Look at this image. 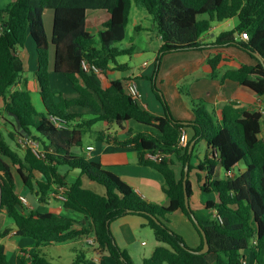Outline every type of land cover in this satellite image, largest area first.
<instances>
[{
    "label": "trees",
    "instance_id": "obj_1",
    "mask_svg": "<svg viewBox=\"0 0 264 264\" xmlns=\"http://www.w3.org/2000/svg\"><path fill=\"white\" fill-rule=\"evenodd\" d=\"M135 4L152 16L154 30L162 40L155 61L156 73L164 56L178 52L216 49L208 65L212 78L220 77L223 62L221 50L237 48L256 61V65H242L228 70L220 78L239 84L259 97H264V0H134ZM132 10V0H11L0 7V98L6 111L17 124L14 131L35 140L45 153L38 158L31 150L20 153L12 148L0 134V211H5L16 229V235L33 241L29 259L20 257L21 264H55L43 248L72 241L88 240L100 255H109L115 264H134L129 253L116 243L111 224L125 216L137 215L146 220L160 244L143 264H242L245 252H253L258 264L264 260V135L263 113L241 109L234 103L226 105L217 118L210 113L208 104L196 99L195 119L191 122L176 120L165 97L152 78V89L163 107L164 115L157 116L132 99L120 79L101 86L97 74L86 71L83 62L96 66L100 73L124 71L127 65L118 58L131 54V49H119L117 44L126 38V29ZM53 11L52 39L49 42L44 15ZM90 11H106L110 19L97 35L87 31ZM236 19L234 30L216 36L211 44L202 39L210 37L216 23ZM248 34L242 40L241 34ZM32 38L37 53L40 96L45 112H37L30 93L16 88L21 84L24 63L20 49ZM50 45L55 49L53 72L69 81L76 98L66 99L50 89ZM187 98L194 103L189 93ZM80 109L97 115L85 121ZM51 117L62 119L67 128H57ZM81 123L77 122V119ZM135 121L155 131L134 133L126 131L121 140L110 134L109 128L124 130V123ZM96 122H104L108 132L99 139L120 148L134 147L139 164L157 171L164 179L168 206L148 202L117 174L73 150L83 146L81 130ZM191 130L186 147L179 142ZM13 137V136H12ZM195 145L190 152V146ZM206 142L203 159L195 155L199 142ZM161 157L160 161L150 156ZM198 158V164H192ZM189 163L187 193L193 197L191 174L197 177V187L204 195H214L206 201L204 211L190 210L185 204L184 177ZM244 164L238 173L236 167ZM69 170L61 173L60 168ZM175 166H179V172ZM225 171L224 178L217 169ZM78 170L80 176L69 182V172ZM105 187L106 195L86 189L81 177ZM18 185L33 192L39 203L45 204L52 194L65 188V211H73L89 220L81 225L64 214L42 213L24 206L17 192ZM182 212L201 238L197 249L191 248L184 237L170 226V217ZM192 215L206 233L210 251L197 254L204 246V238ZM13 232L7 228L4 238ZM26 253V252H24ZM213 256L215 261L208 260ZM0 264H12L6 248L0 245ZM72 264H89L83 254Z\"/></svg>",
    "mask_w": 264,
    "mask_h": 264
},
{
    "label": "rangeland",
    "instance_id": "obj_2",
    "mask_svg": "<svg viewBox=\"0 0 264 264\" xmlns=\"http://www.w3.org/2000/svg\"><path fill=\"white\" fill-rule=\"evenodd\" d=\"M11 0H0V7H6ZM104 13V11H101ZM93 13V12H91ZM52 14V12H50ZM93 16V15H92ZM103 19V17H102ZM47 17H44V23L47 24ZM102 21V20H101ZM153 19L152 16L147 12V10L137 6L132 0V11L129 19V23L126 29V38L123 42L117 44V47L119 49H131L133 47V51L131 54L123 55L118 58V63L122 65H127L126 70L124 71H118L116 72V76L119 78H125L129 75H138L141 76V74H145V77H142L139 80H136L137 86L139 88L140 93L142 94L143 101L146 99L148 103H150V107L153 111H163L162 105L158 102V99L156 98V94L153 92L152 89V81L151 79H156V85L158 90L161 92V94L165 97L167 104L169 105L170 112L175 117V119H180V117H184V110L186 109L189 113V115L192 117L194 110L197 109L196 105L198 104V101H194L195 104L192 103V100L188 99L186 94H193V95H205L208 91H210L211 85L208 82H202L200 84H197V78L203 76L204 70L201 69L198 72H192L189 70L192 63H196V61L199 59L198 55H192L188 57V55L185 54H174V55H166L163 57L161 65H160V71L158 72V75L155 76L156 68H155V61L159 55V50L161 46V41L158 39V36L155 34V31L153 29ZM98 25V26H97ZM94 26L92 24V18L89 19V31L95 35L96 31L94 30L98 29L97 31L102 29V22H98V24ZM137 25H141L144 29L140 31L137 29ZM237 25L236 19L225 21L223 23H216L214 24L215 29L211 33V37L207 39L209 42H213L216 36L221 35L224 32L234 30ZM47 32V31H46ZM51 35V34H50ZM49 35V36H50ZM212 35H215L213 37ZM48 36V35H47ZM51 42V41H50ZM20 51L24 54V62H25V70L22 74L21 79V86L23 89H26L31 96L32 102L39 113H44V108L41 103V97H40V87L38 79L35 75V71L37 70V53H36V47L32 40V38H29L28 41L25 44V47L21 48ZM228 57V60L230 65L224 64L221 69L219 70V74L221 75L223 72H225L228 69H234L238 66L242 65H248L244 63L242 57H238V55L235 54H226ZM31 57V59H30ZM254 62V61H253ZM146 64V65H145ZM252 65H256V62H254ZM143 68H146L144 71ZM50 72V89L52 92L56 93L60 98V96H63L66 99H72L77 97V93L74 92L72 89L71 84L64 76L56 75L52 69L51 66L49 68ZM178 72V76H174ZM184 75V76H183ZM183 76V77H182ZM103 77L102 74H97V80L100 82V78ZM175 77L179 79L178 84H174L171 80H173ZM181 101V102H180ZM140 103V102H139ZM185 108V109H184ZM261 110L263 113V135H264V102L261 105ZM207 110L217 115L214 108H211L208 106ZM79 114L82 115L83 120L85 121H92L97 118L96 114H93L90 111H86L83 109H80ZM195 114V113H194ZM2 116L4 119H7L8 121H5L2 119ZM0 131L3 136V138L9 143V145L17 149L20 153L25 152L27 149H32L24 144V141L28 138L26 136L20 135L17 130L14 131V124H17L15 121V118H13L9 113L6 111V104L3 99L0 98ZM77 119V122L81 123ZM188 122V121H186ZM119 131L120 138L122 139L123 136L122 133L126 132L127 130H132L134 133H140V132H153L155 131L151 127L144 126L142 124H139L135 121H130L127 123H124V130H121L117 127L109 128L110 131L114 130ZM82 139H83V146L77 147L73 151L77 154H83V152L86 150V147L89 144H95V139L93 138V135H100L103 132H108V126L104 122H96L92 126H86L81 130ZM190 134L191 132L188 131ZM187 133V136H188ZM13 136V137H12ZM188 139L190 137L188 136ZM206 142L201 141L197 144L195 155L199 159H203L204 155L206 153ZM40 150L44 151L43 148L40 146ZM36 156V155H35ZM39 158V157H38ZM45 158V157H41ZM198 158H194L192 164H198ZM240 168H244V164H241L239 166ZM239 167H236L234 172L238 173ZM175 169L177 172H179L180 168L179 166H175ZM69 170L68 167L62 166L60 168L61 173H65ZM73 172V171H72ZM74 172H79L78 170H74ZM225 171L222 168L217 169V176L219 178H224ZM75 178V173L71 174L70 179ZM86 176L84 177L85 182H89V179ZM193 185L195 186V193L192 197V201H190L191 207L193 209L198 208L200 201L202 200V197L206 195H203L200 193L196 187H197V177L196 174H191ZM95 186L101 190L103 195H106V189L105 187L101 186L98 183H95ZM90 190V189H89ZM92 191V190H91ZM94 192V191H93ZM97 194V193H96ZM31 203L36 204L35 202V196L32 193H28ZM57 194H52V197L54 199L59 200L57 197ZM25 206V205H24ZM67 215L71 217H77L78 213L73 211H67ZM180 216V215H179ZM172 220L174 221V224L171 225V227H176L175 222L176 218L172 217ZM185 231V236L190 241L191 236L187 234V231ZM195 232V231H192ZM150 234V235H147ZM143 243V244H142ZM154 245L157 246V241L155 239L154 233L151 229H146L145 231H142L140 235L139 243L135 244L136 248L139 249V251L142 250H151ZM85 247V248H83ZM45 252L47 253V256L49 259L55 263V264H70L71 261L76 257V253L73 250L74 248H78L79 250L82 249V251L87 256V259L90 261L89 263H92L91 259L93 257L94 251L92 247H89L88 245H84L82 243H73L72 245L65 244L64 246L57 247L54 246H48L45 247ZM208 260L210 262H214L215 258L213 256H209ZM138 261V260H137Z\"/></svg>",
    "mask_w": 264,
    "mask_h": 264
},
{
    "label": "crops",
    "instance_id": "obj_3",
    "mask_svg": "<svg viewBox=\"0 0 264 264\" xmlns=\"http://www.w3.org/2000/svg\"><path fill=\"white\" fill-rule=\"evenodd\" d=\"M50 12H52V14H50ZM91 12H93V13H91ZM45 16L48 19L47 24H45V28H46L48 39L50 42L52 39V32H53L54 13H53V11H47L45 13L44 17ZM90 17L92 18L93 26H94V23H95V25H97L98 22H102V25H101L102 29L101 30H103L104 24L110 19V15L106 11H104V13L101 11H90L88 13V18H87V31L89 33H91L89 31V19H90ZM102 17H103V19H102ZM137 29L142 31L144 28L141 25H137ZM153 29H154V24H153ZM214 29H215V26H213L211 33L214 31ZM97 30L98 29L94 30L93 32L96 31V34H98V32L100 30L99 31H97ZM211 33H210V35H211ZM91 34H93V33H91ZM155 34L158 36V34L156 32H155ZM93 35H95V34H93ZM212 36L215 37V35H212ZM210 37L203 38V42L205 44H211L212 42L207 41V39H209ZM158 39L161 41V45H162V40L159 36H158ZM50 46H51L50 47V62H51V69L53 71L54 59H55V49L52 45H50ZM221 51H222L224 59H223V62L220 66V69L224 64L230 65L229 63H231V62H229L226 54L238 55V57L239 56L242 57L244 60L243 62L248 64V65H252L254 62H256L255 60L250 58L247 54H245L244 52L240 51L237 48H228V49H224ZM216 53H217L216 49H206L203 51L178 52V53H173V54H169V55L185 54V55H188V57H190L192 55H198L199 59L196 61V63H192L189 70L192 72H198L201 69H203L204 74H203V76L201 75V77L197 78L196 83L200 84L202 82H208V83H210L212 89L210 91H208L207 93H205V95H193V94L192 95L190 94V95L193 99H202V100L206 101L207 104L211 108H214V110L216 111L217 115H215V116L217 118H219V119L221 118L223 108L226 105H228L229 103H234V104H236L237 107L244 109V110H247V111H250V112H262L261 110H263V109H261V105L264 102V97H259L255 93H253L252 91H250L244 87H241L239 84L234 83L232 81L225 80L224 82H221V80H220L221 79L220 77L224 73H226L228 70H236V69H239L241 66H238L234 69L226 70L217 79L212 78V71L208 65V61H209V58L211 56L215 55ZM20 56L23 60L24 70H25L24 54L21 51H20ZM30 59H31V57H30ZM37 66H38V63H37ZM143 70L145 71L146 68H143ZM116 72H118V71H112V72H108L107 74H102L103 77L100 78V82L97 80L98 78L96 80L98 81V83L101 86H105L109 81H112L115 79H120V80H123L125 82V86H126V84L130 80L136 82V80H139L142 77L146 76L144 73L141 74V76L131 74L128 77L121 79V78L116 76ZM35 73H36V71H35ZM178 74L179 73L176 72V74H174V76H178ZM171 81L174 84H178L180 82L177 77H175ZM16 88L22 89L21 84L18 85ZM138 102H140L139 104L142 107H144L145 109L149 110L151 113H153L157 116H163L164 115V110L158 111V109H156L157 111H153L150 107L151 106L150 103H148V101L146 99L143 101L142 94H141V99ZM41 103H42V100H41ZM42 106H43V104H42ZM186 109L184 110V113H183L184 117H180V119H176V120L184 121V122H186V121L191 122L195 119V114L193 113V115L191 117L188 113L189 110L187 109L188 110L187 111ZM44 112H45V110H44ZM2 119H4L3 116H2ZM4 120L8 121L7 119H4ZM188 131L191 132V130H188ZM0 133H1V131H0ZM110 134H116L117 137L119 139H121L120 135H119V131L116 129L114 131H110ZM93 136H94L93 138L95 139V144H89L86 147V150L83 152V155H85L87 158H89L92 161H96V162L100 163L106 169L117 174L123 181H125L130 186H132L136 190V192L141 197L146 199L148 202L155 203V204L162 205V206H168L169 205V199H168V197L164 191L165 182H164L163 177L157 171L153 170L152 168L141 166L139 164L137 151L134 147L120 148L113 143H109L105 140L99 139L97 135L96 136L93 135ZM121 136H123V138L121 140H124L126 138V132L122 133ZM188 136L191 138L192 132L190 134L188 133ZM88 147H93L94 150L88 151V149H87ZM239 169H243V168L239 167ZM73 173H75V178L70 179V176ZM79 176H80L79 172H74V171L72 172L71 171V172H69L68 180H69V182H73ZM84 177L85 176L81 177V179L83 182V186L86 189H90V190H92V191H94L100 195L104 194L101 192V190H99V188H97V186H95L96 182H93L91 180H89V182H85ZM85 179H87V178H85ZM196 189L200 192L198 187H196ZM193 191L195 193V186L193 187ZM17 192L20 196H23L27 199L28 205H26L25 207H27L30 210H38L42 213H54L57 215H59V214L67 215V213H66L67 211L64 210L63 201H61V200L54 199L51 196V198L48 200L47 203L41 204V203H39L36 195L33 192L22 188L21 185H18ZM29 192L35 196L36 204H32L30 202L31 199L28 195ZM194 193H193V196H194ZM214 199H215L214 195H206L204 197V199L202 197V200L200 201L199 206H198V208H196V210L204 211L205 202L206 201H212ZM191 201H192V198H191ZM67 216H69V215H67ZM69 217H71V216H69ZM172 217L176 218V221H177V222H175L176 227H171V225L174 224ZM72 218L77 220L81 225H84V224L88 225V223H89V220L80 214H78L77 217H72ZM169 226L174 231H176L177 233L182 235L184 237L185 241L187 242V244L191 248L197 249L200 247L201 238H200L199 234L197 233V231L195 230V228L193 227L191 222L188 220V218L182 212H180V211L176 212L175 214H173L170 217ZM7 228H12L13 232L8 234L6 237L2 238L1 233H3L4 230ZM146 229H151V228L146 226V220L143 217H140L137 215L125 216L123 218H120V219L114 221L111 224V231L114 235L116 243L119 245L120 248H122L123 250H125L129 253L134 264H143L144 260L150 258L152 256L154 250L160 245L157 242V246L154 245V247L151 250H149V252L147 250L139 251V249L136 248L135 244L139 243L140 235H141L142 231H145ZM184 230H186L187 234H189L191 236L190 241H188V239L186 238ZM192 231H195V232H192ZM147 235H150V234H147ZM73 243H82L83 246L88 245L85 240H81V241L67 242L64 244L56 245V246L60 247V246H64L65 244H68V245L71 244L72 245ZM0 245L5 246L7 256H8V258L12 264H21L20 257L25 256L27 259H29V256H30L29 254L33 251V241L31 239L23 238V237L16 235V229L14 228L13 223L8 219L6 212L4 210L0 211ZM89 247H91V246H89ZM83 248H85V247H83ZM43 250L45 252L46 248L44 247ZM73 250L76 253V257H74V259L71 261L70 264H72L75 261V259L77 258L78 255L84 253L82 251V249L79 250L78 248H74ZM93 251H94V249H93ZM24 252H26V253H24ZM46 255H47V253H46ZM84 255H85V253H84ZM85 257H86V260L88 262H90L87 259L86 255H85ZM91 261H92V263H89V264H115L114 260L109 255H106V254L100 255L99 253H97L95 251H94V254H93ZM244 261L246 262V264H258L253 252L250 250L245 252ZM26 264H31L30 260H28ZM262 264H264V260H263Z\"/></svg>",
    "mask_w": 264,
    "mask_h": 264
},
{
    "label": "built area",
    "instance_id": "obj_4",
    "mask_svg": "<svg viewBox=\"0 0 264 264\" xmlns=\"http://www.w3.org/2000/svg\"><path fill=\"white\" fill-rule=\"evenodd\" d=\"M1 32H2V25L0 23V33ZM241 39L242 40H248L249 39L248 34H245V33L241 34ZM83 68L86 71L94 72L95 74H99L100 73L99 69L96 66L90 65L86 61L83 62ZM126 89H127L128 95L132 99H134L136 101H139L141 99V93H140L139 88L137 86V83L135 81L130 80L126 84ZM50 121L57 128H60V129H66L67 128L66 122L64 120H62V119H59V118H56V117H51ZM188 143H189V139H188L187 132H186L184 135H182L181 140L179 142V145L181 147H186L188 145ZM24 144L28 145L32 149L33 154L36 155L37 157H39V158L45 157V153L40 150V145L35 140H33L32 138L28 137L24 141ZM87 149H88V151H93L94 150L93 147H88ZM150 158L153 159V160H157V161L161 160V157H159L158 155L157 156H150ZM65 191H66L65 188H60L59 189V193L57 194L58 195L57 197L59 198V200H61L63 202L66 200ZM20 200L25 206L28 205V201H27V199L25 197L20 196ZM86 243L89 246H95L96 245L95 237L94 236L90 237L88 240H86ZM242 264H246V262L243 261Z\"/></svg>",
    "mask_w": 264,
    "mask_h": 264
},
{
    "label": "water",
    "instance_id": "obj_5",
    "mask_svg": "<svg viewBox=\"0 0 264 264\" xmlns=\"http://www.w3.org/2000/svg\"><path fill=\"white\" fill-rule=\"evenodd\" d=\"M202 41H203V39H202ZM194 145H195V141H193L191 146H190V152L192 151ZM188 176H189V163L185 167V177H184V182L183 183H184V190H185V204H186L187 209L190 210L189 196H188V193H187ZM192 218H193L195 224L197 225V227L199 228V230L201 231L202 236L204 238V246H203V248L200 251L197 252V254L205 255V254H207L210 251V246H209V243H208V240H207V237H206V233L203 230V228L199 225V222L197 221L195 216L192 215Z\"/></svg>",
    "mask_w": 264,
    "mask_h": 264
}]
</instances>
